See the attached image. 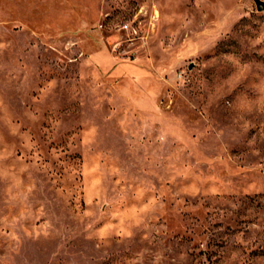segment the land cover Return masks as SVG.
Masks as SVG:
<instances>
[{
    "label": "rangeland",
    "instance_id": "rangeland-1",
    "mask_svg": "<svg viewBox=\"0 0 264 264\" xmlns=\"http://www.w3.org/2000/svg\"><path fill=\"white\" fill-rule=\"evenodd\" d=\"M0 264H264L255 0H0Z\"/></svg>",
    "mask_w": 264,
    "mask_h": 264
},
{
    "label": "water",
    "instance_id": "water-1",
    "mask_svg": "<svg viewBox=\"0 0 264 264\" xmlns=\"http://www.w3.org/2000/svg\"><path fill=\"white\" fill-rule=\"evenodd\" d=\"M255 2L258 5L259 9L264 10V2L260 0H255Z\"/></svg>",
    "mask_w": 264,
    "mask_h": 264
},
{
    "label": "bare ground",
    "instance_id": "bare-ground-1",
    "mask_svg": "<svg viewBox=\"0 0 264 264\" xmlns=\"http://www.w3.org/2000/svg\"><path fill=\"white\" fill-rule=\"evenodd\" d=\"M102 58V57H101ZM98 60H99V58H97ZM101 60V59H100ZM106 61V60H105ZM102 63H104V62H102Z\"/></svg>",
    "mask_w": 264,
    "mask_h": 264
}]
</instances>
